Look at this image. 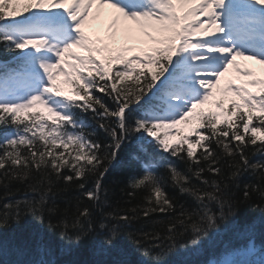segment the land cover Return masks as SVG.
Segmentation results:
<instances>
[{
  "label": "snow or ice",
  "instance_id": "1",
  "mask_svg": "<svg viewBox=\"0 0 264 264\" xmlns=\"http://www.w3.org/2000/svg\"><path fill=\"white\" fill-rule=\"evenodd\" d=\"M104 9L111 10L112 35L123 31L136 45L113 49L86 31ZM0 50L15 53L0 61V183L8 187L6 181L32 180L31 191L39 196L4 204L0 227L20 222L25 206L41 224L47 212L48 226L54 227L56 209L48 202L60 181L66 186L83 181L78 184L83 197L100 207L106 163L139 134L128 158L140 167L130 177L132 188L149 189L143 216L175 211L159 169L195 202L194 207L181 206L179 219L168 225L166 243L159 234L143 233L153 243L137 245L140 264H164L177 251L201 254L205 242L220 234L221 224L233 225L241 243L206 264H264L257 223L238 226L240 209L225 182L249 170L264 180V161L253 163L247 154L256 147L264 155V78L239 62L264 65V0H0ZM230 68L244 82H229L223 91L230 90L231 96L217 100V110L205 111L202 106ZM61 76L71 86L68 92L58 84ZM97 93L111 98L115 109ZM81 112L100 121L111 144L88 131L91 125ZM193 121L189 134L180 133L178 125ZM173 130L180 138L171 143ZM162 153L188 164L187 171ZM92 176L93 187L86 188ZM193 176L203 188L192 184ZM253 191L264 200L260 185H245L244 199ZM256 207L264 211V204ZM137 211L123 216L107 212L97 223L93 208L80 210L78 203L71 226L60 218V235L80 243L95 233L112 246L121 235L119 222L130 223ZM112 219L117 225L110 226Z\"/></svg>",
  "mask_w": 264,
  "mask_h": 264
},
{
  "label": "trees",
  "instance_id": "2",
  "mask_svg": "<svg viewBox=\"0 0 264 264\" xmlns=\"http://www.w3.org/2000/svg\"><path fill=\"white\" fill-rule=\"evenodd\" d=\"M15 53H5L0 50V61H8ZM104 96L102 93H97ZM105 102L111 109L116 105L111 98L104 96ZM83 120L91 125L88 129L95 133V138L103 144H111L112 141L108 133L99 127L100 121L93 118V114L80 113ZM109 123H114L109 121ZM2 131V130H0ZM7 131H10L8 129ZM139 134L132 137L131 142H126L125 148L122 149L116 159L106 163L107 172L102 180L106 192L102 193V203L100 207H94L93 203L83 197L78 188V184L83 181H77L76 184L65 185L63 181L58 182L54 188V195L48 202V207H55L56 212L51 217V223L54 227L49 228L48 213L45 212L44 223L41 224L28 211V207H21L20 212L22 219L20 222L12 221L8 226L0 227V264H34L39 260L48 261L49 264H140L143 259L138 244L153 243L149 236L143 233L159 234L164 242H167V228L169 223H174L179 219L181 206L184 208L194 207V200L179 191L171 179L170 174L165 169H159L158 173L164 178V191L175 202V211L168 214L151 213L149 217H144L142 209L148 207L146 197L149 189H133L130 183V177L133 174L140 173L138 164L129 161L128 153L135 151L137 138ZM151 139V138H149ZM150 151H156L154 145H149ZM215 147V145H213ZM107 151V150H106ZM201 150H198L199 155ZM217 151H221L217 149ZM248 156L253 163L264 161L262 155L256 147L248 150ZM176 163L181 171H187L188 164L176 160L175 157L162 153ZM238 159V157H237ZM206 167V165H204ZM2 171V170H0ZM211 176V174H207ZM226 176L231 172L226 169ZM219 179V178H218ZM95 176H92L86 184V188L93 187ZM231 184L230 194L237 203L240 212L237 217L239 227L246 223L255 221L257 223L256 243L257 246H264V211H261L256 205L264 204L259 191H253L251 197L247 200L243 197L245 185H260L264 188V180H261L259 172L245 171L238 180L225 181ZM8 187L0 183V214L5 211L4 204L9 201H23L24 199H38L31 191L30 184L34 181H11ZM192 184L203 188L204 185L192 177ZM238 185V187H237ZM66 189V190H65ZM134 192L135 195H129ZM106 200V203L103 201ZM80 210L84 206L93 208V220L99 222L100 217L107 212H113L115 216L131 215V210L137 208L138 211L130 223L119 222L118 227L121 235L112 246L105 244L104 235L87 236L82 242L76 243L69 241L68 237L61 238V232L64 230L60 224V218H65L71 226L74 217L77 214V204ZM111 225H117V220L112 219ZM220 234L213 237L211 242L206 241L204 251L201 254L191 252L177 251L164 258V264H206V261L221 256L226 249L239 246L241 243L237 235V229L233 225L220 226ZM69 235H72L69 227ZM185 241H181L184 243ZM43 245L46 251L41 253L38 246Z\"/></svg>",
  "mask_w": 264,
  "mask_h": 264
},
{
  "label": "rangeland",
  "instance_id": "3",
  "mask_svg": "<svg viewBox=\"0 0 264 264\" xmlns=\"http://www.w3.org/2000/svg\"><path fill=\"white\" fill-rule=\"evenodd\" d=\"M110 12V9H104L99 18L95 20H90L89 25L86 26V31L93 32L96 37L100 38V41L109 44L113 49H118L120 47H131L136 45V40L128 39L123 33V31H118L115 36L112 35V30L108 27V24L110 23ZM100 41H98V43ZM239 62L241 66L251 67L257 77L264 78V65L256 64L254 61L239 60ZM244 80L245 78L242 77L239 73H237L234 68H230L229 72L221 78L220 85H218L217 88L214 90L213 97L210 98V100L202 106L203 109L205 111L217 110L216 101L220 99H225L226 97L231 96L232 94L230 90L228 92L223 91V89L228 85V83H242L244 82ZM63 81V76L58 78V84H60L61 89L65 92H68L71 86L69 84H65ZM251 90L256 91L257 88L252 87ZM216 96L220 97V99H216ZM194 126L195 121H193L192 123L178 125L177 128L180 129V133L189 134ZM179 138L180 134L176 133L175 130L169 132V142L174 143Z\"/></svg>",
  "mask_w": 264,
  "mask_h": 264
}]
</instances>
